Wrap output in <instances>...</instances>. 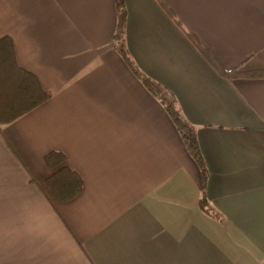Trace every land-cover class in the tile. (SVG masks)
Instances as JSON below:
<instances>
[{
	"label": "crops",
	"instance_id": "obj_1",
	"mask_svg": "<svg viewBox=\"0 0 264 264\" xmlns=\"http://www.w3.org/2000/svg\"><path fill=\"white\" fill-rule=\"evenodd\" d=\"M124 1L129 53L198 128L217 215L115 47V0H0V39L50 95L0 132V264H264V78H223L196 45L264 69V0ZM51 152L84 182L66 203L49 198Z\"/></svg>",
	"mask_w": 264,
	"mask_h": 264
},
{
	"label": "trees",
	"instance_id": "obj_2",
	"mask_svg": "<svg viewBox=\"0 0 264 264\" xmlns=\"http://www.w3.org/2000/svg\"><path fill=\"white\" fill-rule=\"evenodd\" d=\"M117 6L118 23L114 35L115 47L130 70L143 84L158 98L171 117L179 134L181 135L189 154L197 162L202 173L203 187L201 207L204 212L216 216L207 196L208 167L206 165L200 142L198 128L191 124L184 116L183 110L175 94L157 81L149 78L132 58L128 51L126 26L127 10L124 0H115ZM173 16L172 12H170ZM192 38V37H191ZM196 43L195 39L192 38ZM205 58L211 63L223 78L234 80L237 78L263 79L264 69L255 71L223 70L209 56V54L196 43ZM50 98V95L41 85L37 76L23 69L18 61L12 38L0 39V132L3 125L10 124L30 111L34 110ZM46 161L53 174L46 180L50 192L49 198L53 201L66 203L78 197L84 187L80 175L68 166H65L66 156L60 152H51Z\"/></svg>",
	"mask_w": 264,
	"mask_h": 264
}]
</instances>
